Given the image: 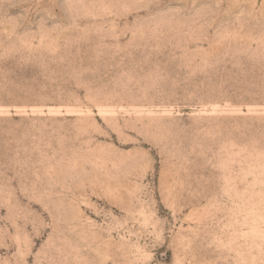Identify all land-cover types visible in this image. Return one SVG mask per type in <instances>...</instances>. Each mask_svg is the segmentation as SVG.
Masks as SVG:
<instances>
[{"label": "rangeland", "instance_id": "obj_1", "mask_svg": "<svg viewBox=\"0 0 264 264\" xmlns=\"http://www.w3.org/2000/svg\"><path fill=\"white\" fill-rule=\"evenodd\" d=\"M0 264H264V0H0Z\"/></svg>", "mask_w": 264, "mask_h": 264}]
</instances>
